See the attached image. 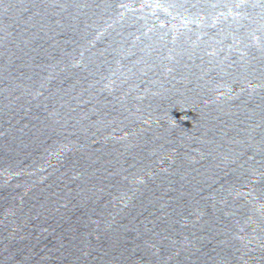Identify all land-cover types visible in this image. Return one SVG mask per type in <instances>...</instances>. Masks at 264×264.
<instances>
[{"label":"water","instance_id":"95a60500","mask_svg":"<svg viewBox=\"0 0 264 264\" xmlns=\"http://www.w3.org/2000/svg\"><path fill=\"white\" fill-rule=\"evenodd\" d=\"M0 264H264V0H0Z\"/></svg>","mask_w":264,"mask_h":264}]
</instances>
